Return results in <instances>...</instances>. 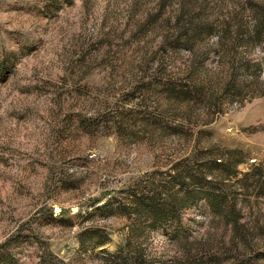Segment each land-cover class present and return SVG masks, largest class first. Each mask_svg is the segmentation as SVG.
<instances>
[{"label":"rangeland","instance_id":"rangeland-1","mask_svg":"<svg viewBox=\"0 0 264 264\" xmlns=\"http://www.w3.org/2000/svg\"><path fill=\"white\" fill-rule=\"evenodd\" d=\"M263 185L264 0H0V264H264Z\"/></svg>","mask_w":264,"mask_h":264},{"label":"trees","instance_id":"trees-1","mask_svg":"<svg viewBox=\"0 0 264 264\" xmlns=\"http://www.w3.org/2000/svg\"><path fill=\"white\" fill-rule=\"evenodd\" d=\"M263 193H264V185L261 186V188H260V195L263 194ZM51 215H52V213H51Z\"/></svg>","mask_w":264,"mask_h":264}]
</instances>
